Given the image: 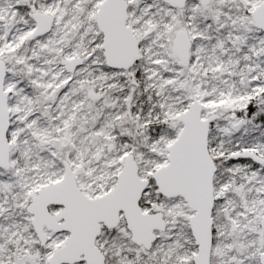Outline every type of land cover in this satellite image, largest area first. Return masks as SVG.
<instances>
[{"label": "snow or ice", "instance_id": "1", "mask_svg": "<svg viewBox=\"0 0 264 264\" xmlns=\"http://www.w3.org/2000/svg\"><path fill=\"white\" fill-rule=\"evenodd\" d=\"M0 264H264V0H0Z\"/></svg>", "mask_w": 264, "mask_h": 264}]
</instances>
